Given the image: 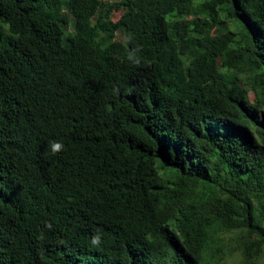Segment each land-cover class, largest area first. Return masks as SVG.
<instances>
[{
  "label": "trees",
  "instance_id": "16d2710c",
  "mask_svg": "<svg viewBox=\"0 0 264 264\" xmlns=\"http://www.w3.org/2000/svg\"><path fill=\"white\" fill-rule=\"evenodd\" d=\"M229 262L264 264V0H0V264Z\"/></svg>",
  "mask_w": 264,
  "mask_h": 264
},
{
  "label": "rangeland",
  "instance_id": "374dc122",
  "mask_svg": "<svg viewBox=\"0 0 264 264\" xmlns=\"http://www.w3.org/2000/svg\"><path fill=\"white\" fill-rule=\"evenodd\" d=\"M102 1H113V0H102ZM120 15V11H115L112 13V19H117L118 16ZM231 27V28H234L233 24L230 23L228 24V27ZM225 28L226 27H223V26H220L219 24H215L214 26V29H213V34L216 35V36H221L224 32H225ZM117 37H119V34L117 35ZM248 97L251 101L254 100V94L252 92L251 89L248 90ZM229 264H232L231 262H229Z\"/></svg>",
  "mask_w": 264,
  "mask_h": 264
},
{
  "label": "clouds",
  "instance_id": "9594fccd",
  "mask_svg": "<svg viewBox=\"0 0 264 264\" xmlns=\"http://www.w3.org/2000/svg\"><path fill=\"white\" fill-rule=\"evenodd\" d=\"M54 149H59L61 147V144L60 143H55L53 145Z\"/></svg>",
  "mask_w": 264,
  "mask_h": 264
}]
</instances>
